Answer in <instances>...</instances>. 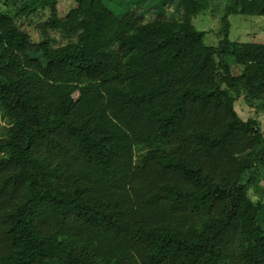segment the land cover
<instances>
[{
  "label": "trees",
  "instance_id": "16d2710c",
  "mask_svg": "<svg viewBox=\"0 0 264 264\" xmlns=\"http://www.w3.org/2000/svg\"><path fill=\"white\" fill-rule=\"evenodd\" d=\"M0 1V264H264V131L235 106L264 111V43L230 37L264 0H226L218 45L217 0Z\"/></svg>",
  "mask_w": 264,
  "mask_h": 264
},
{
  "label": "rangeland",
  "instance_id": "374dc122",
  "mask_svg": "<svg viewBox=\"0 0 264 264\" xmlns=\"http://www.w3.org/2000/svg\"><path fill=\"white\" fill-rule=\"evenodd\" d=\"M180 0H108L110 6L116 9L120 14L139 13L143 22H149L157 18L165 19H182L183 8L179 4ZM72 0H60L59 8L61 14L66 13L72 6ZM1 8L5 12L14 13L15 8L7 6L0 1ZM226 0H217L212 2L211 7L194 18V24L199 30L207 32L205 41L209 45H218L222 36L219 31L222 25V18L225 13ZM231 34L230 37L234 41L242 42H259L264 43V17L263 16H246L242 14H232ZM31 31L36 35L34 28ZM52 35L59 39V43L67 41L59 32H52ZM242 67L236 66L234 73L239 74ZM80 94L76 92L74 97L78 99ZM236 109L242 118H256L262 130L264 131V111L257 112L256 109L250 107L244 100H237ZM8 123L0 121V136L2 129L6 128ZM264 186V182H263Z\"/></svg>",
  "mask_w": 264,
  "mask_h": 264
}]
</instances>
